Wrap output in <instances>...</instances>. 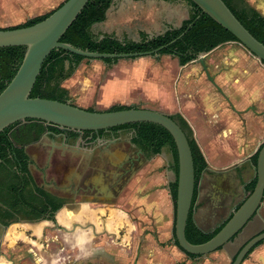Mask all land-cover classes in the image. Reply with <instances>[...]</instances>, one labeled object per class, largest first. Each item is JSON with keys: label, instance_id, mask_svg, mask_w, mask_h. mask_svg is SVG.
<instances>
[{"label": "crops", "instance_id": "obj_1", "mask_svg": "<svg viewBox=\"0 0 264 264\" xmlns=\"http://www.w3.org/2000/svg\"><path fill=\"white\" fill-rule=\"evenodd\" d=\"M65 1L30 2L33 6L27 10L29 18L46 15ZM247 2L263 15L264 0ZM189 11L184 0H124L119 16L135 15V25L128 28L153 37L169 28H179L188 19ZM96 25L104 26L97 34L91 29L99 38L114 35L104 22ZM136 59L133 64L151 71L145 73L155 87L152 100L157 104L156 111L181 116L206 161L207 170L197 188L193 222L199 230L209 233L211 223L217 219L218 226L231 203L237 206L244 200L243 185L250 182L253 172L250 159L264 142V102L254 109L255 100H264V64L235 42L223 44L204 57L209 78L195 62L179 66L167 55ZM163 66L168 69L163 70ZM254 123L260 125L254 128ZM109 146L104 148L106 153L112 150ZM110 157L128 159L129 154L116 147ZM139 167L123 190L120 207H84L69 214L77 227L85 229L79 231L77 242L80 257L100 255L122 261L119 264H231L239 249L264 231L263 201L258 213L233 241L196 262L198 258H189L175 245V205L170 186L176 176L170 149L164 147L150 161L142 159ZM92 182L103 187L105 176L100 172ZM242 264H264V241Z\"/></svg>", "mask_w": 264, "mask_h": 264}, {"label": "trees", "instance_id": "obj_2", "mask_svg": "<svg viewBox=\"0 0 264 264\" xmlns=\"http://www.w3.org/2000/svg\"><path fill=\"white\" fill-rule=\"evenodd\" d=\"M112 1L113 0H90L77 19L62 36L60 42L72 45L81 50L106 54L142 53L166 46L165 49L161 50L159 56H170L177 60L179 66H185L196 60L200 54H208L223 44L230 42L237 43L233 35L223 29L209 16L201 14L200 9L190 0H184L190 6L189 17L182 22L179 28H169L163 34L151 38L144 33H140V41L138 42L126 40L119 41L114 35H103L102 38L95 37L91 29L95 24L103 23L106 20V13ZM222 1L242 26L257 41L264 45V17L255 9L248 6L244 0ZM52 12L35 17L25 24L6 29L32 26L43 21ZM191 24V28L181 36ZM23 56V47L0 48V93L14 77L22 62ZM84 60L89 59L70 54L64 50H53L42 66L40 74L30 93V98L67 102L68 93L62 87V83L70 78L78 65ZM101 62L111 65L116 64L118 60L103 59ZM130 108L134 107H113L109 111H119ZM88 111L93 110L88 109ZM169 118L175 121L185 133L191 150L194 167L195 187L192 206L186 224L185 237L190 244H203L217 234L227 221L211 233H204L195 226L193 222V211L197 198L198 182L202 174L207 170V164L193 138L191 129L184 119L179 115L169 116ZM16 126H20L18 132L23 134V137H21L22 139H26L27 136L35 133L32 138L33 140H37L39 136L47 130L52 133H58L60 130H67L75 134L83 135L88 141L107 133L106 131L78 132L32 119L17 122L6 128L0 133V203L5 207L9 205L10 198L16 199V202L24 199L23 192L25 191V187L23 186V182L26 181L25 175L28 173V157L19 144L20 137L17 136V131H12ZM119 130H132L134 134L133 142L142 150H148L152 155H157L164 147H168L172 154L174 173L177 179L178 163L175 144L171 135L164 128L151 123H138L112 128L107 131L115 134ZM91 135H94L93 138L89 137ZM115 136H117V134ZM258 152L259 150L250 159V163L254 169L256 167ZM255 184L256 175L252 181L243 185L247 196L253 191ZM176 187L177 182L175 180L170 186V193L174 205L176 200ZM46 213L48 214V212ZM175 245L178 246L176 240ZM252 251L253 249L249 254ZM186 255L191 259L199 258L189 254Z\"/></svg>", "mask_w": 264, "mask_h": 264}, {"label": "water", "instance_id": "obj_3", "mask_svg": "<svg viewBox=\"0 0 264 264\" xmlns=\"http://www.w3.org/2000/svg\"><path fill=\"white\" fill-rule=\"evenodd\" d=\"M89 1L66 0L47 18L37 24L22 28L0 29V48H24V56L20 66L14 77L0 93V133L17 122L31 119L78 132L107 131L112 128L138 123H151L164 128L171 135L177 152L175 240L184 253L197 257H203L222 249L245 229L263 204L264 142L258 149L255 167L256 184L253 191L244 198L239 208L217 234L203 244L193 245L185 237L195 187L193 160L187 137L175 121L170 119L169 116L152 109L134 107L119 111H88L71 105L68 101L59 102L30 98V93L42 66L53 50H64L85 59L101 61L103 59L122 60L157 57L161 50L166 48V46H163L142 53L106 54L89 52L61 43L60 39ZM190 1L200 9L201 14L209 16L233 35L237 43L251 56L264 63V45L242 26L222 0ZM192 24L181 36L191 28ZM206 55L200 54L193 62L200 64L205 75L209 78L204 65ZM263 241L264 231L249 239L239 249L231 264H242L249 252Z\"/></svg>", "mask_w": 264, "mask_h": 264}, {"label": "flooded vegetation", "instance_id": "obj_4", "mask_svg": "<svg viewBox=\"0 0 264 264\" xmlns=\"http://www.w3.org/2000/svg\"><path fill=\"white\" fill-rule=\"evenodd\" d=\"M19 127L12 131H17L28 157V173L24 199L16 202L9 196L8 206L0 203V264H108L100 255L79 256V231L85 229L77 227L69 214L84 207H120L119 199L140 169L139 162L155 155L133 142L132 130L128 139L120 133L124 130L106 131L91 141L67 130H47L33 140L35 133L22 139ZM108 146L112 150L106 153ZM116 147L128 152L129 158L110 157ZM100 172L106 182L98 188L92 180Z\"/></svg>", "mask_w": 264, "mask_h": 264}, {"label": "rangeland", "instance_id": "obj_5", "mask_svg": "<svg viewBox=\"0 0 264 264\" xmlns=\"http://www.w3.org/2000/svg\"><path fill=\"white\" fill-rule=\"evenodd\" d=\"M244 1L250 6L247 0ZM30 2H35V0H0V29L16 27L31 20L29 18L31 14L27 11L33 6ZM123 2L124 0L112 1L110 9L107 12L108 18L104 21V25H109V30L112 29L115 37L120 41H131V39L140 41L137 30L128 28V25H135V15L132 14L130 17L119 16V7L123 6ZM262 11L263 15H261L264 17V10ZM103 27L104 26L96 25L93 26L92 30L95 34L101 33ZM95 36L99 38L100 35ZM135 61H137V59H122L118 60L116 64L111 65H107L98 60L82 61L70 78L62 83V87L64 86V89L68 93V102L74 106L79 104L87 110L92 109L96 111H109L113 107H137L157 110V104L152 100V96L156 94L155 87L150 82L151 79L148 78V74L151 71L149 68L141 69L136 66L133 64ZM162 69L166 70L168 68L163 66ZM263 102L264 100H255L254 109H258ZM258 125H260V123H254V128H257ZM120 133L123 139H128L131 136L128 130L121 131ZM255 175V169L253 168L250 181L253 180ZM201 178L202 176L199 182ZM246 196L247 194L245 192V197ZM239 205L236 206L235 203H231L230 206L223 211L222 219H226L225 221H227ZM223 220L218 226L217 219L213 221V223H211L213 227L209 233L220 227L225 222ZM12 231H14V229H12ZM209 255L199 257L198 259L196 258V262L203 261ZM95 256L94 258H96ZM130 261L132 262V259ZM107 262L108 264L122 263L120 260H108Z\"/></svg>", "mask_w": 264, "mask_h": 264}, {"label": "bare ground", "instance_id": "obj_6", "mask_svg": "<svg viewBox=\"0 0 264 264\" xmlns=\"http://www.w3.org/2000/svg\"><path fill=\"white\" fill-rule=\"evenodd\" d=\"M62 215H63V214H62ZM62 215H59V218H60V219H62V218H63V217H62ZM63 216H64V215H63ZM108 223H109V222H108Z\"/></svg>", "mask_w": 264, "mask_h": 264}]
</instances>
